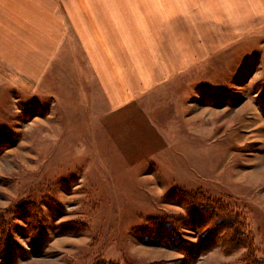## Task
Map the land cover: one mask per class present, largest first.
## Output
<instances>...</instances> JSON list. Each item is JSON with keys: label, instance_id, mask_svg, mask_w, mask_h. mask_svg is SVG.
I'll use <instances>...</instances> for the list:
<instances>
[{"label": "rangeland", "instance_id": "1", "mask_svg": "<svg viewBox=\"0 0 264 264\" xmlns=\"http://www.w3.org/2000/svg\"><path fill=\"white\" fill-rule=\"evenodd\" d=\"M181 193L222 202L264 259V0H0V240L23 250L15 264H237L246 247L192 258L140 238L186 217Z\"/></svg>", "mask_w": 264, "mask_h": 264}, {"label": "trees", "instance_id": "2", "mask_svg": "<svg viewBox=\"0 0 264 264\" xmlns=\"http://www.w3.org/2000/svg\"><path fill=\"white\" fill-rule=\"evenodd\" d=\"M175 201L182 205L186 212L183 219L157 217L149 222L140 234V238L148 244H156L174 249L193 258L195 254L204 253L216 245H220L225 253H231L238 248L246 247L248 253L237 264H264V259L254 255L253 240L243 220L220 201L204 197L201 193L192 195L177 194ZM33 205V204H32ZM27 215L33 214L32 206H25ZM24 208V205H23ZM31 226L36 220L31 219ZM178 223L183 227L194 228L200 232L196 243L182 238ZM2 220L0 219V226ZM32 235L31 250L40 254L45 244V237L41 228ZM23 256V250L9 239L8 236L0 240V264H15L17 256ZM95 264H117L100 261Z\"/></svg>", "mask_w": 264, "mask_h": 264}, {"label": "crops", "instance_id": "3", "mask_svg": "<svg viewBox=\"0 0 264 264\" xmlns=\"http://www.w3.org/2000/svg\"><path fill=\"white\" fill-rule=\"evenodd\" d=\"M95 18V17H94ZM90 27H92V24H90L89 22L87 23V25L85 26V31L82 29V30H79L80 31V33H84V32H87V31H89L88 30V28H90ZM81 28H83L82 26H81ZM87 44V43H86ZM87 48H89L90 50L91 49H93L90 45H88L87 44ZM97 59L96 58H94V57H88V59H87V61H88V63L90 64V65H93V64H95V62H98V61H96ZM101 64H98L97 66H100ZM102 85L103 86H105V89L107 90V92H109V90H110V85H109V81H102ZM103 86H102V88H103ZM117 89L119 90L120 88L119 87H117ZM124 90V89H123ZM109 103H110V100H109ZM108 103V104H109ZM113 104L114 105H116L117 104V102L116 101H114L113 102Z\"/></svg>", "mask_w": 264, "mask_h": 264}]
</instances>
